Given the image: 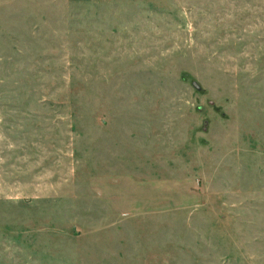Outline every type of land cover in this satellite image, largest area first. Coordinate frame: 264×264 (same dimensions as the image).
Here are the masks:
<instances>
[{
	"label": "rangeland",
	"instance_id": "obj_1",
	"mask_svg": "<svg viewBox=\"0 0 264 264\" xmlns=\"http://www.w3.org/2000/svg\"><path fill=\"white\" fill-rule=\"evenodd\" d=\"M0 264H264V0H0Z\"/></svg>",
	"mask_w": 264,
	"mask_h": 264
}]
</instances>
